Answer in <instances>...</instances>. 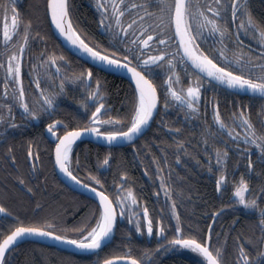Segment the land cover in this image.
I'll use <instances>...</instances> for the list:
<instances>
[{"label": "snow or ice", "instance_id": "obj_1", "mask_svg": "<svg viewBox=\"0 0 264 264\" xmlns=\"http://www.w3.org/2000/svg\"><path fill=\"white\" fill-rule=\"evenodd\" d=\"M260 4L264 9V0ZM72 8V0H44L42 13L35 6L26 15L17 0H0V171L14 182L0 193V220L11 218L6 228L0 223V264H15L11 257L17 243L29 237L71 245L95 257L89 264H160L163 254L177 248L195 253L197 264H264V11L257 15L252 0H94L93 21L103 37L98 40L81 27ZM50 39L60 43L49 47ZM69 53L84 63L73 67ZM89 62L92 66L85 67ZM108 71L128 76L119 107L109 103L111 93L101 75ZM69 85L82 91L79 108L66 119L58 109L62 98H74ZM222 94L234 97L225 99L223 108ZM242 96L260 101L256 119ZM170 112L176 116L169 119ZM194 121L200 122V132L193 148L181 133L185 122ZM85 135L108 145L129 142L134 158L153 146L163 153H152L155 172L144 167L157 202L164 197L159 212L152 214L126 168L119 171V182L113 180L112 190L105 187L97 173L111 167V152L103 158L97 154L95 171L87 153L73 159L74 144ZM141 137L145 140L138 146ZM45 157L53 173L58 169L93 194L91 209L71 225L55 212L40 215V200L28 219L14 215L4 202L10 189L32 196L45 191ZM189 160L214 182L221 197L230 189L228 202L205 213L212 218L206 229L178 211L177 197L183 199L181 185L188 177L174 178L173 165L187 168ZM225 209L249 220L236 229L240 220L234 218L217 231ZM120 218L127 220V230L101 257L115 239ZM136 234L145 243L154 239V246L133 245ZM22 264L37 262L26 258Z\"/></svg>", "mask_w": 264, "mask_h": 264}, {"label": "trees", "instance_id": "obj_2", "mask_svg": "<svg viewBox=\"0 0 264 264\" xmlns=\"http://www.w3.org/2000/svg\"><path fill=\"white\" fill-rule=\"evenodd\" d=\"M74 3L72 2V5L74 7L78 6L77 1L76 2L74 1ZM252 6L257 15H259L261 11H264V9H262L261 7L260 0H252ZM79 13H80L79 14L80 17L82 16L84 19H86V16L83 12H79ZM89 25L91 26L90 22ZM84 66L88 67L85 64ZM101 75L106 80L107 91L111 93L109 103H112L114 104V106L119 107V102L121 99H123L124 94L127 91L128 83L115 76L106 75L104 73H101ZM117 88L120 89L118 94L116 91ZM257 102L260 103L259 100H251L249 102L252 105L253 119H256V111L258 108ZM148 136H151V130H149ZM191 137H193V135ZM144 140L145 137H142L140 140L136 142L137 145L143 146ZM195 145H196L195 143L191 142V146L193 148L195 147ZM130 148L131 146L125 148H116V149H106V148L104 149L96 145L79 143L74 147L73 159H75L76 153H79L81 159H83L85 153L88 154L94 152V154L97 155L98 153L105 154L107 152H111L112 153L111 167L107 166L104 168H108L110 173L114 172L115 173L114 175L118 177L119 171L121 169L126 168L129 171V168H131L129 165H125L127 161L136 160L137 162H141V159H143L144 162V160L146 159L145 154L152 155L153 152L157 153L158 155L161 154L159 152V149L153 146L151 152H148L146 149L145 152L141 153L140 157L134 158V154L130 150ZM115 154H116V158L114 160L113 157ZM96 158L97 157H94V160H91L89 158L88 161L92 163L91 165L92 168H94V171L96 169V166L94 165V163L96 162ZM116 163L121 164L117 169L115 166ZM141 171L142 174L140 176L144 178V168L142 166H141ZM82 172L85 171L83 170ZM97 174L100 175L101 177H104L106 172H102V173L99 172ZM173 176L174 178L183 177V176L188 177V179L184 181L181 185L184 189L183 199L181 200L179 196L177 197L180 205L178 211L181 213L182 217H184L186 220H189L193 224L199 223L202 227L206 229L207 223L210 222L211 218L209 215H205V213H210L211 211H214L216 207L220 206L222 200L224 202H228L230 189L225 193L223 197H221L218 193L213 191V189L209 186V182L207 179L203 180L206 183L203 181L202 183L198 182L196 179V174L192 170H189L188 175L175 173L173 174ZM84 179H86V177ZM55 181L58 186L57 188L58 190H56L55 188L44 192H40L38 190L36 196H32L31 194L23 191H10V197L4 202L13 211L14 215L19 214L23 219H28L31 215L32 209L36 201L40 200L44 204V208L40 213V215H43L44 213L49 211L55 212L63 216L66 219L67 223L71 225L75 221L79 220L84 212L90 210L94 202L90 201L86 197H83L81 195H78L70 191L65 186H63L56 177H55ZM131 181H133L132 184L134 185L135 190L139 193L140 197L142 198L141 184H143V182L139 179V176L137 174L135 175V178L131 177ZM108 187L109 184H107L106 188ZM189 189H191V192H189ZM201 197H203V199H201ZM10 198L13 200L11 201V203L8 202ZM47 198H50V200L47 201ZM161 207L163 206H159V208ZM201 214L205 215L204 218H202ZM234 218H238L240 220V223L235 226L236 229H239L249 220L248 216L240 215L238 211L225 209L224 215L219 217L216 222V230L219 231L221 225H223L227 229L229 225L232 223ZM253 219H255V217H253ZM10 222H11V218H9V221L5 222L3 226L6 228L8 226V223ZM172 223H175V221H172ZM126 230H127V220L123 218L118 219V224L115 231V239L100 253L101 257L109 253L110 251L114 250V246L118 245L121 242L122 233L125 232ZM136 235H137V239L133 241V245L143 244V246L153 247L154 239L152 240L151 243H145L143 237H140L138 234ZM229 248H231V237H229ZM11 258L15 262V264H22V261H24L26 258L35 259L37 264H41V261H50L51 264H61V262H64V264H68V261L72 259L79 261L80 264H89V262L93 260L95 257L76 256L61 251H57L55 249L48 248L45 246L32 244V243H24L16 246V251L12 254ZM159 259H160V264H197L199 257L194 258L188 255H184L183 253H181L180 249L177 248L163 254Z\"/></svg>", "mask_w": 264, "mask_h": 264}, {"label": "flooded vegetation", "instance_id": "obj_3", "mask_svg": "<svg viewBox=\"0 0 264 264\" xmlns=\"http://www.w3.org/2000/svg\"><path fill=\"white\" fill-rule=\"evenodd\" d=\"M74 1L78 2V6H76V7L73 6V8H72L74 18L79 20L81 27L86 28L91 35L95 36L96 39H98V40L99 39H103V37L101 36L100 32L96 30L95 24H94V21H93V14H94V11H95L94 0H72L73 3H74ZM17 2H18V5H19L20 9L26 15L31 14L34 11V7L35 6L39 7L40 13L43 12L44 0H17ZM79 12H83L85 14V16H86V19H84L82 16L80 17L79 16V14H80ZM88 19H89V22H90L91 26L89 25ZM57 43L58 42H57L56 39H50L48 41V46L52 47L53 45H55ZM39 47H43V45H40ZM38 50H39V48H34L33 49L34 52L38 51ZM68 55H69L70 60L72 61V66L73 67H77L78 65L83 64V62H81L77 58L73 57L70 54H68ZM25 61L27 63V57H25ZM86 66H88V65H86ZM25 72H27V67L25 68ZM24 83H25V85L28 84L27 77H25ZM93 84H94V81H93ZM2 88H3V85H2V83H0V90H2ZM68 91H69V95L70 96H74V98H72V99L62 98L63 102L60 105V108L58 109L60 117L61 118H66V119H70L71 118L70 115H69L70 111H75V110H77L79 108V106L76 103V100L81 98V91L82 90L79 89V88H74L72 85H69ZM207 95L211 96L212 95L211 91H209L207 93ZM241 98L246 103H248V100H249L248 96H242ZM225 99L232 100V99H234V97L228 96L226 94H222V96H221L222 108L224 107L223 101ZM230 108H231V106L229 105L227 108L224 109L225 115H228V113L230 111ZM79 110L83 111L82 108L79 109ZM175 116H176V112H170L169 119H171L172 117H175ZM208 118H209V120L211 119V111H209V113H208ZM202 119H203V112L201 113V122H202ZM199 123L200 122H197V121H194L192 124H188L187 122H185L184 125H183V131L181 133V136L183 138H186V139L190 138L191 142L196 144V140L199 139V132H200V127L198 126ZM28 131H34V130L33 129H28ZM192 135H193V137H191ZM20 139H21V137H19V136L16 137L17 141H19ZM82 143H87V144H90V145H94V144H91V143H88V142H82ZM101 148H104V147H101ZM106 149H115V148H106ZM98 154H99L100 158H103L104 153H98ZM87 155H88V157L91 160H94V157H97V155H95L94 152L88 153ZM160 155H163V153H161ZM113 158L115 160L116 154L114 155ZM168 158H169L170 161L174 159V157L172 155V150H169V157ZM253 158L255 159V157H253ZM151 159H152V155L147 154L146 159L144 160L143 163L137 162L136 160H131V161H127V163H125V165H129L132 168V169L129 168V180H130L131 183L133 182V181H131V177L135 178L136 174L139 176V179L143 182V184H141V192H142L141 196H142L143 199L147 200L148 206H149L150 210H152V214L154 215L157 212H159V210H160L159 206H163L164 197L161 194V196L159 198V202H157L156 197L153 195L154 188H153L152 180L149 179L148 176L144 175V178L140 176L142 174L141 166L143 168L145 166H149L150 167V171L151 172H155V167L156 166L154 164H151ZM185 159H188V158L185 157ZM89 163L92 164L91 162H89ZM45 164L47 165V168L45 169V171L47 172V175H48L47 188L45 189V191L52 190L54 188L56 190H58L57 189L58 186H57L56 181H55V177L57 178L56 172L53 173L51 171V164L48 163L46 157H45ZM94 165L96 166V162L94 163ZM120 165H121L120 163L119 164L116 163V165H115L116 169ZM105 167H107V166H105ZM173 168H174V173L173 174L180 173V174H183V175H188L189 174V170H192V171L195 172L196 179H197L198 182L202 183L203 180H205V179L208 180L207 175L201 169L196 167L195 166V162L192 161V160H189L187 168L184 167V165H180L179 167H177V166H175V164L173 165ZM111 170H114V169H111ZM82 171L83 170H80L79 171L80 174L79 173L78 174L80 175V177L82 179H84L86 177V173L82 172ZM93 171H94V168H93ZM165 171L167 172V168H165ZM102 172H106L104 177H102V179H104L106 181V184H105L106 187H107V184H109L108 188L110 190H112L113 189V180H116L117 182H119L120 181V177L119 176L116 177L114 175L115 174L114 172L110 173L108 168H103L102 170H100V173H102ZM237 175H239V173H237ZM252 180H253V185L256 186L257 178L255 176H253ZM203 182H205V181H203ZM208 182H209V186L214 191V182H210L209 180H208ZM13 183L14 182H13L11 177H6V173L0 171V193L3 192L4 188L7 185H11ZM33 183H35V181H33ZM156 183L158 184L159 181H156ZM9 191H12V190L10 189ZM15 191H22V190L17 189ZM3 215L4 214L0 213V217H3ZM201 216H202V218H204L205 215L201 214ZM210 218H211V216H210ZM210 222H211V220H210ZM0 223L4 224L5 222L0 220Z\"/></svg>", "mask_w": 264, "mask_h": 264}, {"label": "water", "instance_id": "obj_4", "mask_svg": "<svg viewBox=\"0 0 264 264\" xmlns=\"http://www.w3.org/2000/svg\"><path fill=\"white\" fill-rule=\"evenodd\" d=\"M61 40H62V38H61ZM57 42L60 43V41H58V40H57ZM61 47L65 48V50L67 49V46H65L63 44H61ZM69 54L84 63V60L79 55H75V54H71V53H69ZM86 65L92 66L91 62H89ZM102 73H104L106 75H110V76H115V77L120 78L121 80H124L125 82L128 83V76H127L126 73H120V72H114V71H108V72H102ZM82 142H88V143L94 144L96 146L104 147V148H115V149L116 148H125L127 146H130L129 142H123L122 144L121 143H116V144H113V145H108L106 141L98 140L97 138H95L94 136H91V135L82 136L81 138H79L76 141L74 146L76 144L82 143ZM56 175H57L58 180L67 189H69L70 191H72V192H74V193H76L78 195H81L83 197L88 198L92 202H95L94 199H93V194L91 192L87 191L86 189L80 188L78 185L74 184L71 181H68L63 176V174H61L59 172L58 169L56 170ZM114 235H115V233H114ZM24 243L37 244V245L45 246V247H48V248H53V249H55L57 251H61V252L72 254V255H76V256H89L87 254L80 253L78 249H75L71 245L60 244L59 242H57L55 240H51V239H49L47 237H29V238H25V239L21 240L20 242H18L16 246L24 244Z\"/></svg>", "mask_w": 264, "mask_h": 264}, {"label": "rangeland", "instance_id": "obj_5", "mask_svg": "<svg viewBox=\"0 0 264 264\" xmlns=\"http://www.w3.org/2000/svg\"><path fill=\"white\" fill-rule=\"evenodd\" d=\"M251 100L249 99L248 100V103L250 102ZM258 105L260 104L259 102H257ZM12 198V197H11ZM9 199L8 202L11 203V201H13L12 199ZM19 200V199H18ZM50 198H47V201H49ZM181 253H183L184 255H188V256H191V257H194V258H197L198 256L195 254V253H192L190 250H187V249H180Z\"/></svg>", "mask_w": 264, "mask_h": 264}, {"label": "bare ground", "instance_id": "obj_6", "mask_svg": "<svg viewBox=\"0 0 264 264\" xmlns=\"http://www.w3.org/2000/svg\"><path fill=\"white\" fill-rule=\"evenodd\" d=\"M73 218V217H72ZM75 221V220H74Z\"/></svg>", "mask_w": 264, "mask_h": 264}]
</instances>
